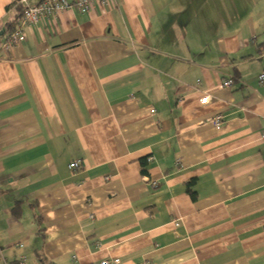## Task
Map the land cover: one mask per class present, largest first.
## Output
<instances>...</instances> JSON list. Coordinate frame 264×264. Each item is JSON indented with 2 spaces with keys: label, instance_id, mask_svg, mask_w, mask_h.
<instances>
[{
  "label": "crops",
  "instance_id": "0c3cea01",
  "mask_svg": "<svg viewBox=\"0 0 264 264\" xmlns=\"http://www.w3.org/2000/svg\"><path fill=\"white\" fill-rule=\"evenodd\" d=\"M21 12L0 0V264H264V0L71 6L4 49Z\"/></svg>",
  "mask_w": 264,
  "mask_h": 264
},
{
  "label": "built area",
  "instance_id": "2783aa9c",
  "mask_svg": "<svg viewBox=\"0 0 264 264\" xmlns=\"http://www.w3.org/2000/svg\"><path fill=\"white\" fill-rule=\"evenodd\" d=\"M32 1H35L34 3ZM21 6V20L19 22V27L11 31L4 41L2 47L8 49L15 46L17 43L25 39L23 28L32 25L38 20L53 16L62 10H66L71 6L76 7L80 12L86 13L93 3L98 4L100 7L108 6L109 0H18ZM258 82L264 86V72L260 73L258 76ZM231 81L225 80L222 82L221 86L228 87ZM209 102V96L206 95L199 100V103L205 105ZM154 112V110H151ZM223 117L220 114L215 115L211 122L216 129L220 128ZM264 138V132L262 134ZM79 162L73 161L69 164L70 169L78 167ZM264 165V161H263ZM20 264H25L20 262ZM101 264H109L107 261L101 262Z\"/></svg>",
  "mask_w": 264,
  "mask_h": 264
},
{
  "label": "trees",
  "instance_id": "16d2710c",
  "mask_svg": "<svg viewBox=\"0 0 264 264\" xmlns=\"http://www.w3.org/2000/svg\"><path fill=\"white\" fill-rule=\"evenodd\" d=\"M14 28H15V27L9 25V26L6 28L7 34L10 33L11 31H13Z\"/></svg>",
  "mask_w": 264,
  "mask_h": 264
}]
</instances>
